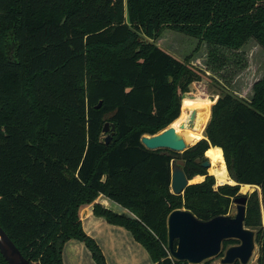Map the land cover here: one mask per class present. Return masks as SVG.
Returning a JSON list of instances; mask_svg holds the SVG:
<instances>
[{"label":"trees","instance_id":"1","mask_svg":"<svg viewBox=\"0 0 264 264\" xmlns=\"http://www.w3.org/2000/svg\"><path fill=\"white\" fill-rule=\"evenodd\" d=\"M164 30L235 53L237 65L248 43L264 51V0H0V225L32 264H64L70 240L106 264L79 218L101 195L133 216L100 204L94 214L129 231L154 264H188L170 257V213L228 216L242 185L261 189L262 202L258 191L247 200L245 226L264 264V77L248 99L224 93L206 138L184 152L191 180L206 173L194 159L220 148L237 185L216 190L207 176L176 196L179 154L141 140L205 104L185 98L203 74L153 43ZM107 122L116 127L109 144Z\"/></svg>","mask_w":264,"mask_h":264},{"label":"water","instance_id":"2","mask_svg":"<svg viewBox=\"0 0 264 264\" xmlns=\"http://www.w3.org/2000/svg\"><path fill=\"white\" fill-rule=\"evenodd\" d=\"M190 90L196 91L192 85ZM115 132L114 124L105 123L102 133L107 134L106 144L111 142ZM141 143L150 151L169 150L184 153L190 147L185 140L177 138L176 130L172 127L154 136H144ZM202 167L209 170L211 162L205 161ZM232 181L237 185L234 180ZM188 186H190V180L187 178L184 166L174 159L171 163V192L176 196L183 195ZM240 195L234 200L236 214L218 216L209 221H201L185 209L172 211L167 219L170 257L188 264H203L218 257L220 264H250L257 247L256 232L245 226L248 198L246 194L240 193ZM227 241H237L239 244L224 252L223 245ZM175 242H177L176 248H174ZM0 253L7 264H32L1 225Z\"/></svg>","mask_w":264,"mask_h":264},{"label":"rangeland","instance_id":"3","mask_svg":"<svg viewBox=\"0 0 264 264\" xmlns=\"http://www.w3.org/2000/svg\"><path fill=\"white\" fill-rule=\"evenodd\" d=\"M140 37L143 38L142 35ZM153 43L203 74V81L192 85L196 91H191L185 98L197 97L203 99L205 104L199 107H186L185 110H181L180 117L169 126L174 128L177 134L187 130L197 133L199 136L201 135L198 142L206 138L205 132L211 120V109L224 93L231 92L248 99L251 97V89L254 83L264 77V51L254 42L248 43L240 51L241 62L237 65L233 61L235 53L234 55L230 52L223 54L222 50H216L214 46L206 41L175 31L164 30ZM196 144L190 146L189 149ZM178 154L175 160L181 163L184 153ZM206 159L210 161L208 153ZM207 176H212L209 170L206 171L205 175H194L190 180V185L204 182ZM200 178H203V180L200 181ZM220 186L216 181L214 189L217 190ZM256 191L261 194L259 187L253 188L251 191L248 190L246 193H240L246 194L247 198H250ZM256 199L254 198V200ZM259 200L262 202L261 195H259ZM231 213L236 214L235 204L232 206ZM238 244L237 241L228 242L224 246V252ZM257 259L258 245L250 264H257ZM209 264H220V258L210 260Z\"/></svg>","mask_w":264,"mask_h":264},{"label":"crops","instance_id":"4","mask_svg":"<svg viewBox=\"0 0 264 264\" xmlns=\"http://www.w3.org/2000/svg\"><path fill=\"white\" fill-rule=\"evenodd\" d=\"M179 135L180 133L177 137ZM95 204H100L116 213L133 215L103 195L93 203L80 207L79 218L83 230L98 244L106 264H154L147 250L134 239L129 231L123 227L111 225L104 218L94 214ZM63 261L64 264H97L85 244L77 240H70L65 244Z\"/></svg>","mask_w":264,"mask_h":264},{"label":"bare ground","instance_id":"5","mask_svg":"<svg viewBox=\"0 0 264 264\" xmlns=\"http://www.w3.org/2000/svg\"><path fill=\"white\" fill-rule=\"evenodd\" d=\"M178 139L185 140L186 144L188 146H192L198 142L200 139V136L197 133H193L190 131L183 132L177 137ZM208 155L210 157L211 162V168L209 169V172L214 176V178L217 181L218 185H227V184H235L227 171L223 151L220 148H212L209 149ZM203 178H200V181H202ZM256 186H241L240 192L246 193L248 190L251 191Z\"/></svg>","mask_w":264,"mask_h":264},{"label":"flooded vegetation","instance_id":"6","mask_svg":"<svg viewBox=\"0 0 264 264\" xmlns=\"http://www.w3.org/2000/svg\"><path fill=\"white\" fill-rule=\"evenodd\" d=\"M207 153H208V152H207ZM207 153L205 152L202 158L194 159V161L192 162L191 165H192L193 167H195L196 165H198V166H200L201 168H203V167H202V164H203L205 161H207V159H206V155H207ZM186 162H187V161H186L184 158H183L182 161H181V163H182L183 166H185ZM206 171H207V170H206ZM199 176H200V175H199ZM237 264H238V263H237Z\"/></svg>","mask_w":264,"mask_h":264}]
</instances>
